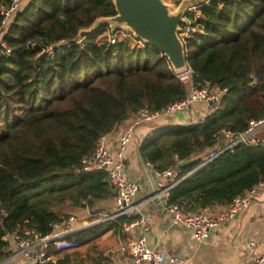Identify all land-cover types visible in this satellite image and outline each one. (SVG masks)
Here are the masks:
<instances>
[{"label": "trees", "instance_id": "obj_1", "mask_svg": "<svg viewBox=\"0 0 264 264\" xmlns=\"http://www.w3.org/2000/svg\"><path fill=\"white\" fill-rule=\"evenodd\" d=\"M196 7L199 15L189 13L190 24L180 25L189 27L191 83L225 91L201 123H156L141 134L137 151L157 171H192L169 190L168 205L209 211L264 180V140L203 163L220 129L238 134L264 117V0H202ZM115 14L112 0H26L10 18L2 37L10 52L0 47V258L12 251L5 233L22 225L47 235L61 225L67 218L56 205L72 200L84 207L112 197L106 172L83 162L99 137L142 108L160 110L187 95L163 53L130 30L98 23ZM136 217L100 221L65 237L80 247L108 230L121 233ZM46 251L58 257L44 264L96 261L52 244Z\"/></svg>", "mask_w": 264, "mask_h": 264}, {"label": "built area", "instance_id": "obj_2", "mask_svg": "<svg viewBox=\"0 0 264 264\" xmlns=\"http://www.w3.org/2000/svg\"><path fill=\"white\" fill-rule=\"evenodd\" d=\"M25 1L10 0L8 6L0 5V47L6 53H9L10 50L2 40L3 34L8 27L11 16L21 10ZM185 19L187 16L183 22ZM188 32L189 27L180 30L178 34L183 43ZM111 41L113 42V40ZM47 49L50 53L52 47ZM188 87L187 95L183 99L170 103L160 110L142 108L134 112L123 121L121 128L115 135L109 132L100 136L93 154L83 159L86 164L85 169L95 168L106 172L108 185L114 193L115 208L113 212L104 215L98 222L115 219L119 216H138L129 223L124 222L123 227L129 229L133 226H139V234L127 246L121 245L119 247L121 252L131 256L132 264H179L177 258L168 255L163 250H154L147 245L148 217L142 213L141 204L133 201L139 185L124 173V154L139 126L150 124L160 117L187 110L192 103L205 101L207 114L196 121L201 123L206 116L217 108L220 96L225 91V89L211 88L209 82H205L201 87H195L190 78ZM261 126H264V118L258 121H250L244 130L238 134L224 128L220 129L219 136H216V145L208 152L203 163L213 160L224 151H231L237 144L256 145L261 143L264 140V135L261 137L257 135ZM146 164L149 165V162ZM186 175L180 176L179 168L157 171L156 176L164 178V183L159 184L153 193L154 195L162 194L163 206L169 214L171 224L183 227L196 241L207 243L213 229L248 208L254 190L252 188L244 194L234 197L225 208L217 211L182 210L176 205H168L167 198L169 190ZM260 184L264 186V180ZM1 211L3 212L2 209ZM72 219L70 217V220ZM57 229L58 225L55 224L54 230L50 234L42 235L30 227L21 225L10 233H5L3 240L10 244L12 251L7 256L0 258V264H16L21 258H29L31 264H44L52 259V255H48L46 251L50 244L57 250H72L78 247L76 240L65 237L73 230L72 228L68 227L62 231ZM247 247L256 252L252 254L251 259L246 264H264V240L251 239L248 241Z\"/></svg>", "mask_w": 264, "mask_h": 264}, {"label": "crops", "instance_id": "obj_3", "mask_svg": "<svg viewBox=\"0 0 264 264\" xmlns=\"http://www.w3.org/2000/svg\"><path fill=\"white\" fill-rule=\"evenodd\" d=\"M199 106L201 107L199 110L192 106L189 108L190 110L167 115L158 120V123L161 125L194 123L207 114V106ZM154 125L152 123L139 126L124 154V173L139 185L133 201L141 204L142 213L148 217L147 245L154 250H163L168 255L177 258L179 264H246L251 259L252 254L256 252L247 247L248 241L251 239L264 240V186L259 184L254 187L253 198L248 208L213 229L207 243L196 241L183 227L170 223L169 214L163 206L162 194L154 195L153 193L159 184L164 183V178L157 177V170L150 163L147 165V161L142 160L138 154V142L142 137L141 134H147ZM121 126L122 124L118 125L110 133L115 135ZM262 135H264V131ZM190 172L186 174L188 175ZM179 175H185L181 173L180 168ZM111 194L112 197L110 195L104 200H91L89 205L84 207L74 205L73 208H76L79 218L73 217L74 221L73 219L69 220L72 223H67L65 226L63 222L58 226V230L62 231L69 227L73 229L70 232L72 233L99 223L100 218L110 214L115 208L113 191ZM214 207L216 208H211V210H219L217 205ZM56 209L54 208L55 211ZM56 212L61 217V214ZM83 214L86 216H82ZM92 217H94L93 220L89 219ZM138 234L139 226H133L129 229L123 227L119 234H114L108 230L86 245L61 251L79 250L90 257H95V264H132L131 256L121 252L119 247L121 245L127 246ZM50 255H52V259L49 261L52 262L58 257L56 254Z\"/></svg>", "mask_w": 264, "mask_h": 264}, {"label": "water", "instance_id": "obj_4", "mask_svg": "<svg viewBox=\"0 0 264 264\" xmlns=\"http://www.w3.org/2000/svg\"><path fill=\"white\" fill-rule=\"evenodd\" d=\"M116 14L101 17L99 24L112 28H127L134 36L158 49L169 60L176 73L184 72L186 54L178 34L186 17L183 1L176 11L163 0H112ZM186 162L183 161V164ZM16 264H31L29 258H21Z\"/></svg>", "mask_w": 264, "mask_h": 264}, {"label": "rangeland", "instance_id": "obj_5", "mask_svg": "<svg viewBox=\"0 0 264 264\" xmlns=\"http://www.w3.org/2000/svg\"><path fill=\"white\" fill-rule=\"evenodd\" d=\"M163 1L171 7L172 11H176L179 8V6L181 5V3L183 1H186V4H185L186 16H188L189 13H190V15L197 16V15H199V12H198L196 6H197V3L202 1V0H163ZM185 22H186V25L190 24V21L188 19H185ZM107 26L109 28H112L109 25H107ZM121 28H123V27H121ZM112 29H115V28H112ZM116 29H118V28H116ZM125 29H127V28H125ZM185 29H187V26L185 27ZM180 30H182V27H180ZM107 33H108V31H105L104 34H107ZM178 76L180 77L181 80H183V82L185 83L187 88H189L188 86H189V76H190V74L188 72L184 71V72L178 73ZM199 105H205L206 106L207 104L205 103V101L204 102H197V103H192L190 105V107L194 106L193 108H198V110H199L201 108ZM189 108H187V109H189ZM184 111H186V110H184ZM181 112H183V111H181ZM156 123H158V122H154L155 125H156ZM261 131L262 132L264 131V126H261V128L257 131V135L260 136V137L262 136V132ZM73 207H74V204H73V201L71 202V200L67 201L64 205H56L55 206V208H57L56 211H58L61 214V217L67 218V219L64 220V226L67 223H70V222L72 223V221H69L70 217L79 218V216H77L78 212L76 213V211H77L76 208H73ZM82 216H86V215L83 214ZM74 218H73V221H74ZM89 219H91V218H89Z\"/></svg>", "mask_w": 264, "mask_h": 264}, {"label": "clouds", "instance_id": "obj_6", "mask_svg": "<svg viewBox=\"0 0 264 264\" xmlns=\"http://www.w3.org/2000/svg\"><path fill=\"white\" fill-rule=\"evenodd\" d=\"M178 36H179V35H178ZM183 44H184V43H183ZM186 68H187V67H186ZM187 70H188V69H186L185 72H187ZM174 72H175V71H174ZM175 73H176V72H175ZM188 73L190 74V71H189ZM176 74H178V73H176ZM189 78H190V76H189ZM182 81H183V80H182ZM187 89H188V88H187Z\"/></svg>", "mask_w": 264, "mask_h": 264}]
</instances>
